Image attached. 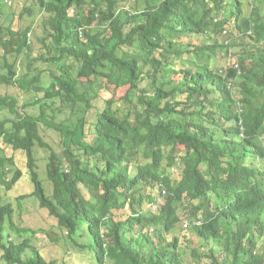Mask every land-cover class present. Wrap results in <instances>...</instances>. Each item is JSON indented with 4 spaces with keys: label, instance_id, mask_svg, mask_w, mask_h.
<instances>
[{
    "label": "trees",
    "instance_id": "obj_1",
    "mask_svg": "<svg viewBox=\"0 0 264 264\" xmlns=\"http://www.w3.org/2000/svg\"><path fill=\"white\" fill-rule=\"evenodd\" d=\"M11 8L0 264H264V0ZM30 198L54 220L43 246L20 221Z\"/></svg>",
    "mask_w": 264,
    "mask_h": 264
},
{
    "label": "rangeland",
    "instance_id": "obj_2",
    "mask_svg": "<svg viewBox=\"0 0 264 264\" xmlns=\"http://www.w3.org/2000/svg\"><path fill=\"white\" fill-rule=\"evenodd\" d=\"M259 1L260 0H257V2H259ZM261 1L263 2V0H261ZM24 4H22V5H24ZM11 5H12V0H6L5 2H4V0H0V8L3 10V12L5 14L4 18L2 19V23L7 25V26L12 22V19H13V10L11 8ZM28 5L32 6V3L29 2ZM32 10L34 11L35 14H34V17L30 20H33L34 22H36V27H38L40 25V22H41V19H39L40 14H41L40 9H38L37 7H33ZM40 35H41L40 31H38V36H40ZM33 41H34V44L36 46V49H40L41 45L37 43L35 38H33ZM2 57H3L2 51L0 49V58H2ZM24 72H25V69L22 68V71L20 73V77H21V74H23ZM7 90L9 92V94H12L14 96L18 95V92L15 91V89L9 88ZM23 101L24 100H22V102ZM66 116H67V114L66 115L62 114V118H65ZM51 137L53 138V139H51L52 141L58 139L57 136L54 134H51ZM54 144L56 145L55 142H54ZM46 157H47V151L43 150V149L39 150V152H38V165H39V169H40L39 171L42 174V179L45 178V171H46V164H47ZM46 185L48 188V192L51 193V190H52L51 186L49 185V183ZM28 187L29 186L27 184H25L23 187H20L19 190H24V189L27 190ZM29 190H33V187L32 186H31V188L29 187ZM13 198H14V195H12L11 201L16 206V208H18V203ZM24 207L26 208L27 213L23 212L21 215L20 211L18 209L17 214H16L17 221L19 220V215H21L20 221H21L22 225L40 232V233H38L39 243H41V246L45 245L47 243L48 239H47L46 235L42 234L43 231H41V230L50 229L54 224V220L52 218H50L48 216V213L45 210L41 209L39 204L31 198L24 202ZM182 228H183V231H185L184 227H182ZM52 248L53 249H49L50 252L52 251V255L55 256L56 259L60 258L61 253H60L59 248L58 247H55V248L52 247ZM190 260H191L190 257H188V261H190ZM79 263L86 264V263H84V260H82V261L79 260ZM79 263L75 262L74 264H79ZM189 263L193 264L192 262H189Z\"/></svg>",
    "mask_w": 264,
    "mask_h": 264
}]
</instances>
